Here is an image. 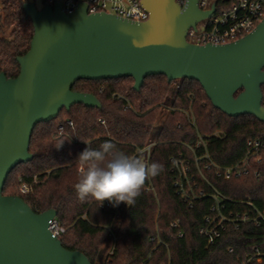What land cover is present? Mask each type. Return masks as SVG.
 <instances>
[{"label": "trees", "instance_id": "obj_1", "mask_svg": "<svg viewBox=\"0 0 264 264\" xmlns=\"http://www.w3.org/2000/svg\"><path fill=\"white\" fill-rule=\"evenodd\" d=\"M26 1L0 0L2 23L12 28L9 36H0V71L8 77L18 75L17 56L29 49L34 34ZM0 32L5 33L1 25ZM134 83L131 76L78 80L73 89L93 93L101 106L76 103L37 124L29 146L33 158L12 170L3 193L21 195L37 212L56 209L62 244L84 252L92 264H98L112 236L113 249L104 264H242L254 246L264 247V223L246 220L236 227L227 221L212 242L201 228L209 225L206 217L216 219L219 210L243 215L250 212V202L264 208V147L261 159H250L240 175L226 179L217 167L242 160L249 139L264 142V121L252 114L221 111L195 79L169 81L157 74L146 77L140 89ZM262 89L264 93V84ZM164 105L169 107L162 117ZM217 130L219 135L214 134ZM201 137L209 142L210 158L197 163L193 148L198 155L203 153V147H197ZM105 141L137 159L143 156L140 150L154 142L146 162L164 166L159 175L146 180L135 204L126 205L122 214L124 203L101 204L91 196L81 200L74 187L79 153ZM61 142L64 145L57 150ZM180 158L189 160L190 169L181 177L185 191L176 185ZM23 183L30 187L26 193L19 189ZM176 220L178 225H172Z\"/></svg>", "mask_w": 264, "mask_h": 264}, {"label": "water", "instance_id": "obj_2", "mask_svg": "<svg viewBox=\"0 0 264 264\" xmlns=\"http://www.w3.org/2000/svg\"><path fill=\"white\" fill-rule=\"evenodd\" d=\"M140 2L149 12L144 21L89 13L84 0L72 13L59 1L41 8L25 2L34 26L30 47L17 56V76L0 71V264H92L50 228L56 209L37 212L21 195L3 193L12 170L33 158L37 124L76 103L101 106L93 93L73 89L78 80L131 76L140 89L157 74L195 79L221 111L264 121V17L237 40L199 45L187 40L188 30L215 9L201 10L198 0L185 7L176 0Z\"/></svg>", "mask_w": 264, "mask_h": 264}, {"label": "built area", "instance_id": "obj_3", "mask_svg": "<svg viewBox=\"0 0 264 264\" xmlns=\"http://www.w3.org/2000/svg\"><path fill=\"white\" fill-rule=\"evenodd\" d=\"M39 0H34L38 8L43 7L46 4L54 5L59 1L63 7V10L67 13L74 12L81 0H40L41 6L38 5ZM87 4V10L89 13L106 12L117 15L122 18H126L133 21H144L149 18V12L142 6L140 0H84ZM181 6L185 7L188 0H176ZM198 7L203 11H215L206 16L202 20L198 21L195 27H190L187 34V40L194 44H223L237 40L247 33L251 32L259 21L264 17V0H198ZM200 23H203L200 26ZM263 105H264V93H263ZM194 122V117H192ZM70 124L72 123L69 121ZM220 130H217L214 134L219 135ZM154 142H150L144 148L140 150L142 157L147 161L151 148ZM209 142L201 137L198 141L197 147H203V153L198 155L195 152V162H199L203 158H210ZM248 153L238 163L232 166H217L218 174H221L224 178L229 179L233 175H240L246 172L248 167L247 163L250 159H261V151L264 147V142L261 139H249L247 141ZM189 160L180 158L176 161V167L178 169V175L176 178V185L183 188L181 177H186L190 167L188 165ZM208 167V164L205 163ZM201 172V168H199ZM189 183V180H187ZM30 189L26 183L21 184L20 191L22 193L28 192ZM185 191V189H184ZM183 193L187 195L186 192ZM202 193V192H201ZM188 202H192L189 196H186ZM109 202H107V205ZM251 210L249 213L240 214L230 212L225 214L219 210L216 219H210L209 216L206 220L209 222L208 226L201 228V232L205 233L209 237V241H214L215 237L220 236L223 229L226 228L227 221L235 223L236 227L239 226V221L250 220L257 225L264 223V208H260L250 202ZM179 220L172 222V225L177 226ZM50 228L55 234H59L63 229L57 225L55 219L50 220ZM182 235V232H179ZM233 251L232 247L228 249ZM264 262V247L254 246L248 258L242 264H250L253 262Z\"/></svg>", "mask_w": 264, "mask_h": 264}, {"label": "clouds", "instance_id": "obj_4", "mask_svg": "<svg viewBox=\"0 0 264 264\" xmlns=\"http://www.w3.org/2000/svg\"><path fill=\"white\" fill-rule=\"evenodd\" d=\"M63 145L59 143L56 149ZM77 159L79 180L74 187L78 197L91 196L101 204L107 200L113 206L135 204L146 180L164 169L161 163L144 162L120 152L110 141L95 149L86 147Z\"/></svg>", "mask_w": 264, "mask_h": 264}, {"label": "rangeland", "instance_id": "obj_5", "mask_svg": "<svg viewBox=\"0 0 264 264\" xmlns=\"http://www.w3.org/2000/svg\"><path fill=\"white\" fill-rule=\"evenodd\" d=\"M38 5L41 6V1L39 0L38 1ZM0 13L3 15V7L1 5V2H0ZM203 23H200V26H202ZM1 25L5 31V33L3 32H0V36L3 37V36H9L12 31V28H7L6 26L3 25L2 23V20H1ZM178 85V81H176L174 83V86H177ZM168 105H164L163 106V109H162V117L165 116V113L168 109ZM140 160L146 162L145 158L142 157ZM21 186V185H20ZM20 186H19V189H20ZM126 204H124V206L122 207L121 211H120V214L123 213L124 211V208H125ZM113 242H114V238L112 236V239L111 241H109V243L107 244V246L104 248L103 252H102V255H101V259L99 260L98 264H104L105 262L109 261V258H110V254L112 252V249H113Z\"/></svg>", "mask_w": 264, "mask_h": 264}, {"label": "crops", "instance_id": "obj_6", "mask_svg": "<svg viewBox=\"0 0 264 264\" xmlns=\"http://www.w3.org/2000/svg\"><path fill=\"white\" fill-rule=\"evenodd\" d=\"M1 20H2V14H0V25H1ZM2 27V25H1ZM3 28V27H2ZM10 34V33H9Z\"/></svg>", "mask_w": 264, "mask_h": 264}]
</instances>
